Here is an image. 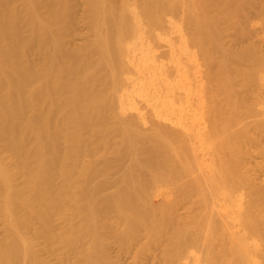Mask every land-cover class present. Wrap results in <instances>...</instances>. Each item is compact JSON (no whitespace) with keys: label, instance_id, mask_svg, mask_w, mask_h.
Wrapping results in <instances>:
<instances>
[{"label":"bare ground","instance_id":"1","mask_svg":"<svg viewBox=\"0 0 264 264\" xmlns=\"http://www.w3.org/2000/svg\"><path fill=\"white\" fill-rule=\"evenodd\" d=\"M75 1L0 0V264H264V0Z\"/></svg>","mask_w":264,"mask_h":264},{"label":"rangeland","instance_id":"2","mask_svg":"<svg viewBox=\"0 0 264 264\" xmlns=\"http://www.w3.org/2000/svg\"><path fill=\"white\" fill-rule=\"evenodd\" d=\"M77 1V4H79L78 5V8H79V10H78V12H79V14L82 12V7H81V2L82 1H84V0H76ZM75 1V2H76ZM82 26V27H81ZM78 27H79V30L81 29V28H83V25H81V24H78ZM81 27V28H80ZM82 40H81V38L80 39H78V42H81ZM253 160L256 162V161H260L261 160V158H259V157H253ZM253 164V166L255 167V165H256V163H252ZM256 174L257 175H259L260 177H262V174H261V172L260 171H256ZM158 254H160V251H158L157 252ZM143 258L140 260V259H135L134 258V255L132 254L128 259H127V261L125 262V264H156V261L155 262H153L152 260H153V258H151L148 254H146V255H144V256H142Z\"/></svg>","mask_w":264,"mask_h":264}]
</instances>
